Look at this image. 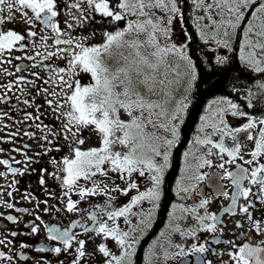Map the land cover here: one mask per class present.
<instances>
[{
	"label": "snow or ice",
	"instance_id": "snow-or-ice-1",
	"mask_svg": "<svg viewBox=\"0 0 264 264\" xmlns=\"http://www.w3.org/2000/svg\"><path fill=\"white\" fill-rule=\"evenodd\" d=\"M188 2L199 39L214 45L201 52L203 60L190 54L193 36L187 30L181 42L174 38V22L183 29ZM98 19L113 26L104 28L99 42L93 30ZM237 49L239 64L249 77L256 74L251 86H238L243 72L231 75L237 69L227 53ZM4 77L15 78L4 83ZM228 84L231 92L209 101L199 117L175 181L181 202L171 204L166 229L149 245L145 264H187L192 257L196 264H264V0H0V104L11 106L14 98L15 107L23 105V117L14 123L32 122L0 137V143L14 145L0 147V178L7 181L0 185V208L34 216L25 222L0 212V218L29 227L0 237V264L27 262L23 250L33 248L41 254L31 258L34 264H135L164 198L173 149L181 144L196 90L212 93ZM46 115L53 123H44ZM4 117L12 119L0 110V125L10 127L2 124ZM21 136L36 147H15ZM93 136L97 145L85 147ZM33 172L48 199L26 190L20 198L34 209L16 207V177ZM49 177L59 183V194L48 191ZM120 197L126 202L118 204ZM220 197L229 203L210 211ZM52 210L79 219L58 226L36 214ZM40 225L47 245L15 239L38 235Z\"/></svg>",
	"mask_w": 264,
	"mask_h": 264
},
{
	"label": "flooded vegetation",
	"instance_id": "flooded-vegetation-1",
	"mask_svg": "<svg viewBox=\"0 0 264 264\" xmlns=\"http://www.w3.org/2000/svg\"><path fill=\"white\" fill-rule=\"evenodd\" d=\"M18 19V17H17ZM97 22H101L99 19L97 20ZM96 22V24H97ZM96 24L94 25L93 29L96 27ZM17 28L23 27V25H15ZM6 27L11 28L14 27L13 24H8L6 25ZM30 63V62H29ZM57 63H62V62H57ZM6 67H8L6 65ZM28 73H25V75H27ZM15 77H4L2 82L7 83L9 80L14 79ZM87 77L85 76V79L82 82H86ZM0 92H3V89H0ZM9 95L11 96L12 93H9ZM38 102L42 103V100H40L39 98ZM16 101L13 98L11 106L7 105V104H0V110H6L8 112V115L10 117H12V119H9L8 117H4L2 124L3 125H9L10 127H2V125H0V137H7L8 133L11 132H15L17 131V128L20 127H24L27 128V124L32 123L31 121L26 122L23 125L20 124H16L14 123V121H19L22 119L23 117V112L20 111V108H23V105H20V108L15 107ZM46 108V106H45ZM44 109H42L43 111ZM27 111L29 112H33L34 110L32 108L27 109ZM44 119V123H53L52 121H50L47 118V115L45 117H43ZM200 121H198L196 123V125L192 128H190V133H192V137L196 134V128L198 126ZM58 123V122H55ZM233 123H238V121H233ZM31 131H36L35 128L30 129ZM185 133H183V136L181 137V144L177 150V152H174L172 155V166L171 168L167 171L166 174V178H165V195L164 198L161 201L160 207L159 209H157L154 219L152 221V226L146 230L143 238L141 239L140 244L137 247V252H136V256L134 257L135 260V264H145V257H146V253L148 250V247L150 244H152V242L154 240H157L159 238V234L160 232L164 231L166 229V226L169 222V216L168 213L172 210L171 209V204L172 203H180L181 201L179 200L178 197L175 196L174 194V188H175V181L179 178L180 176V169L183 166V152L187 149L188 147V143L191 141L192 137L190 139H186L185 138ZM85 136L87 137L88 134L85 133ZM18 143L15 144V147H20L22 143H30L33 145V148L36 147V143L34 140H28L27 137L21 136L17 138ZM14 145L11 143H0V147L4 148V149H11ZM32 152H29V155H31ZM63 153H52L51 155L57 156L59 157L60 155H62ZM13 156H15L16 160H23L24 157L18 153L13 152L12 153ZM8 154L7 152L3 154L2 158H7ZM47 158H45L44 160H41L40 163L41 164H45ZM177 159V164L175 163ZM15 167H22V165H13ZM46 166L48 167L49 171L54 170L53 166L51 164H46ZM33 167H37V165H33ZM0 171H5L4 166H0ZM36 176L37 174L35 172L33 173H29V174H25V176L23 177H16V179L21 180V183L19 185H17V187L20 189V192H14V196L16 198V207L19 208H29L30 210L34 209V203H29L26 200H22L20 198V193H23L26 190H31L33 192V195H35L36 197H38L39 200H44V199H48V195L47 193L42 190L38 184H37V180H36ZM9 180H11V176H9L8 178ZM7 181H5L3 178H0V185L6 184ZM83 183V181H82ZM117 183H120L123 186V182L117 180ZM141 183V190H143V187L145 186V181H143V179H141L140 181ZM225 186V188L229 191H231V186L229 184V182L227 180L222 182ZM90 186V185H89ZM47 188L48 191L50 192H54L55 194H59L60 193V188H59V183L57 181H54L51 179V177L48 178V182H47ZM5 200H8L9 198L7 197V195L5 194V196L3 197ZM73 199H77V197L73 196ZM94 201L96 202H102L100 200L99 197H95L93 198ZM126 202V198L120 197L117 201L118 204H122ZM50 204L53 203H57V201L55 200H49ZM229 203V201L225 200L223 197H220L218 200H215L213 202V204L211 205L210 211L212 212H217L218 209L220 208L221 205H227ZM85 207L87 205H84ZM41 209L44 207V205L42 204ZM145 208L148 207L147 203H145L144 205ZM0 212H3L5 215L11 213L14 216H18L20 217L23 221L25 222H29L34 220V216H31L29 214L26 213H16L13 210L7 209V208H0ZM36 214L40 215L42 217V219L48 223H56L58 226L59 225H64L67 226L68 224L71 223V221L73 219H79V214H69L67 212H60V213H56L54 210L50 211L49 213H44L43 211H38ZM53 217H55V219H53ZM223 220L229 224L230 227H233V225H231V217L228 215H225L222 217ZM37 224H39V221H36ZM133 223H136V218H133ZM188 223H191V221H188ZM10 230H16V231H20V232H27L29 230V227L26 226L24 223L21 224H12L11 222L7 221L6 219L0 218V237H2L3 235L7 234ZM74 231L76 232H80V229H75ZM229 233L228 230H225V238H228ZM81 238H84L83 236H81ZM9 239H12L9 236ZM17 241H26L29 244H32L34 247L38 246L40 243H44V244H48L47 238H46V232L44 229L43 225H40V232L38 235L36 236H28V235H20L17 236L15 238ZM174 239L177 242H181L180 241V237L177 235L174 237ZM89 247H92L91 244H89ZM113 251H117L118 254V250L115 248V246L113 245ZM222 247V246H221ZM5 251H7V249H4ZM17 251H20L19 249H17ZM24 254L29 256L30 259L25 262L23 260H19L17 262V264H34V261L31 259L32 257L41 255L38 254L34 251L33 249H26L23 250ZM46 255L49 258V261H56V256L54 254L51 253H47V254H43ZM61 259H70V257H61ZM153 264H163V261H153ZM169 264H175L174 261H170ZM187 264H196V258L192 257L191 260H189L187 262Z\"/></svg>",
	"mask_w": 264,
	"mask_h": 264
},
{
	"label": "trees",
	"instance_id": "trees-1",
	"mask_svg": "<svg viewBox=\"0 0 264 264\" xmlns=\"http://www.w3.org/2000/svg\"><path fill=\"white\" fill-rule=\"evenodd\" d=\"M184 12H185V24L182 29L181 24L178 22L177 28L179 27V31L181 33L180 36L178 37L183 38L182 31L187 30L193 36V40H192L191 48H190V54L191 52H194L195 56H198L200 60H203L204 57L203 55H201V52L206 51V48L204 47L203 41L199 39V35L198 33H196L195 27L193 25V19L196 13L193 11V7L190 4V2L184 4ZM227 54L233 58V65L237 69L231 75L236 76V75H240L241 72H243V77L238 82V86L239 84L251 86L249 85V79H252L254 81L256 74H252V76L249 77V73L246 70H244L243 67L239 64L238 49L235 50L234 52H230ZM243 91L244 89L241 88V92ZM230 92H231L230 84L225 85L219 91H215L212 93H209L206 88H201V89L196 90L195 99L193 100L192 106L188 110V114L185 117V122L182 126L181 137L183 136V133H185L184 136L186 139H190L192 137V133H190V128H192V126L194 127L196 123L199 121V117L204 113V109L207 107L209 101L216 98L217 96L228 95ZM231 96L234 100L238 98L237 93H231ZM178 148L173 149V153L177 152ZM175 163L177 164V159Z\"/></svg>",
	"mask_w": 264,
	"mask_h": 264
},
{
	"label": "rangeland",
	"instance_id": "rangeland-1",
	"mask_svg": "<svg viewBox=\"0 0 264 264\" xmlns=\"http://www.w3.org/2000/svg\"><path fill=\"white\" fill-rule=\"evenodd\" d=\"M18 19H19V17H18ZM177 26H178V22H174V38L176 39L177 43H179L183 40V38L178 37V36H180L181 33L179 31V27L177 28ZM112 27H113L112 25L103 24V26H102L101 23H97L96 27L93 29L97 33L96 41L99 42L100 33L104 30V28L111 29ZM204 47L206 48V50H208L209 48L214 47V45L209 44L208 46L204 45ZM177 98H179V95L177 96ZM96 145H97V141H96L95 137L93 136V137L88 138L85 147H91V146H96Z\"/></svg>",
	"mask_w": 264,
	"mask_h": 264
}]
</instances>
